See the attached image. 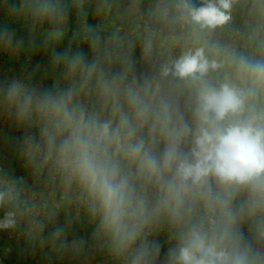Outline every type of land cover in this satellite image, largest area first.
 <instances>
[{
    "label": "clouds",
    "instance_id": "clouds-1",
    "mask_svg": "<svg viewBox=\"0 0 264 264\" xmlns=\"http://www.w3.org/2000/svg\"><path fill=\"white\" fill-rule=\"evenodd\" d=\"M0 15V56L48 58L0 76L26 173L0 166V231L66 264H264V0Z\"/></svg>",
    "mask_w": 264,
    "mask_h": 264
},
{
    "label": "rangeland",
    "instance_id": "rangeland-1",
    "mask_svg": "<svg viewBox=\"0 0 264 264\" xmlns=\"http://www.w3.org/2000/svg\"><path fill=\"white\" fill-rule=\"evenodd\" d=\"M2 20H1V22L2 23H0V27H2L3 26V20H4V17H3V15H2ZM9 19H11V18H9ZM11 27L12 28H16L17 30H15L16 32H17V34L19 35V36H23L25 39L27 38V35H26V30H24L19 24H13V25H11ZM4 58H5V55H4ZM45 58H47V56H45V55H43V54H39V55H37V56H35L34 58H33V60L31 61V66L30 67H33L34 65H37V64H39V65H44L45 64ZM7 60V63H9V66H11L13 63V65L12 66H16L17 64L19 65V64H21V63H24L23 61H24V59H23V57H21V59H20V61H18V62H16V61H14L13 59H11L10 60V58H8V59H6ZM11 62V63H10ZM47 62V61H46ZM47 64V63H46ZM45 64V65H46ZM24 65H25V63H24ZM8 66V67H9ZM8 67H6L4 64H3V66L2 67H0V68H4L5 70H6V73L4 74V75H0V76H6V75H8V74H10V71H9V69H8ZM29 67V66H28ZM15 74H19L20 72H14ZM23 170V169H22ZM11 171H13L14 172V174L16 175V176H21V170L19 171V169L18 168H16V166L14 167V168H12L11 169ZM24 175L26 176V173H24ZM1 233H6V234H8V236H10V235H12L14 232H9V231H0V234ZM78 235H81V236H90V233L88 234V233H86L85 232V227H83V229L81 230V232L80 233H77ZM8 238H11L12 240H14V241H16V242H24L25 240L23 239V237L22 236H18V237H8ZM30 259H32L33 261H34V263H32V264H66V262H64V261H60V260H57V259H55V258H49V256H48V253H47V250L45 249V250H39V249H37L35 252H34V254H32L31 255V257H30ZM21 264V263H20Z\"/></svg>",
    "mask_w": 264,
    "mask_h": 264
},
{
    "label": "crops",
    "instance_id": "crops-1",
    "mask_svg": "<svg viewBox=\"0 0 264 264\" xmlns=\"http://www.w3.org/2000/svg\"><path fill=\"white\" fill-rule=\"evenodd\" d=\"M1 17H2V15H0V23H2ZM9 30H17V29L10 27ZM8 58H10V60L13 59L16 62L20 61V60H16L13 57H8L5 55V58L3 56V61L1 62L0 67H2L3 64L6 67L9 66V63H7V60H6ZM23 59H25V58L23 57ZM46 61H48V58H45V64L47 63ZM12 65L8 67L10 73L20 72V70L22 68L28 67V66L30 67L32 64H30V65L25 64L24 65V63H21L19 65L17 64L15 67ZM44 65H40V66L43 67ZM35 66L36 65H34L33 67H35ZM20 136H21V133L16 132V130L14 128H8L7 126L0 128V166H4L5 168L10 169V170L16 166V168H18L19 171L21 170V172H20L21 175H24L25 171L21 167L19 161L16 159L15 150H14V147L11 143L12 140H14L15 138L20 137ZM6 138H7L8 142H6Z\"/></svg>",
    "mask_w": 264,
    "mask_h": 264
},
{
    "label": "trees",
    "instance_id": "trees-1",
    "mask_svg": "<svg viewBox=\"0 0 264 264\" xmlns=\"http://www.w3.org/2000/svg\"><path fill=\"white\" fill-rule=\"evenodd\" d=\"M82 229L83 226L78 227L77 233ZM85 232L89 234L91 230L85 227ZM36 250L30 248L26 241L19 243L8 238L6 233L0 234V264H32L34 261L30 257Z\"/></svg>",
    "mask_w": 264,
    "mask_h": 264
},
{
    "label": "built area",
    "instance_id": "built-area-1",
    "mask_svg": "<svg viewBox=\"0 0 264 264\" xmlns=\"http://www.w3.org/2000/svg\"><path fill=\"white\" fill-rule=\"evenodd\" d=\"M3 61V56H0V64H1V62ZM6 73V70L4 69V68H0V75H4ZM16 130V129H15ZM16 132H18V133H21L20 131H18V130H16ZM18 237L19 236V234H17V233H13L12 235H10V236H8V237Z\"/></svg>",
    "mask_w": 264,
    "mask_h": 264
}]
</instances>
